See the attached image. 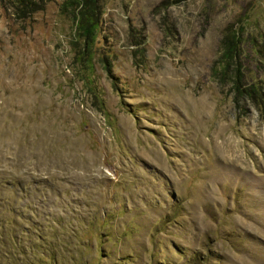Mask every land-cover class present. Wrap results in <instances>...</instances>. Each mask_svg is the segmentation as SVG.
<instances>
[{"label":"rangeland","instance_id":"374dc122","mask_svg":"<svg viewBox=\"0 0 264 264\" xmlns=\"http://www.w3.org/2000/svg\"><path fill=\"white\" fill-rule=\"evenodd\" d=\"M42 1L0 0V264H264V0Z\"/></svg>","mask_w":264,"mask_h":264},{"label":"trees","instance_id":"16d2710c","mask_svg":"<svg viewBox=\"0 0 264 264\" xmlns=\"http://www.w3.org/2000/svg\"><path fill=\"white\" fill-rule=\"evenodd\" d=\"M12 8V13L19 19H24L32 13L43 8L42 0H5ZM181 0H171L170 3H175ZM96 0H67L65 5L69 4L74 8L72 15L76 20L78 33L88 40L92 33V26L98 22V12ZM252 36L245 35L243 28L240 26L229 31L222 39L220 74L231 78L230 88L234 93L233 102L237 105L238 101L247 102L256 108H260L263 103V94L259 88L260 85L252 79H245L247 69L241 65V58L244 53V45H249L248 51L252 49L255 52L258 48ZM244 46V47H243ZM247 49V46H246ZM237 95V96H236ZM14 185H16L14 183Z\"/></svg>","mask_w":264,"mask_h":264}]
</instances>
